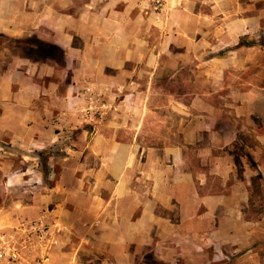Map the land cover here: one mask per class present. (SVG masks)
Returning <instances> with one entry per match:
<instances>
[{
    "label": "rangeland",
    "instance_id": "obj_1",
    "mask_svg": "<svg viewBox=\"0 0 264 264\" xmlns=\"http://www.w3.org/2000/svg\"><path fill=\"white\" fill-rule=\"evenodd\" d=\"M135 2L149 31L134 0H0V26L19 33L0 31V210L65 209L47 249L27 240L33 263L264 264V0ZM118 25L156 68L96 63L104 46L126 57L110 51ZM116 143L135 150L138 196H110Z\"/></svg>",
    "mask_w": 264,
    "mask_h": 264
},
{
    "label": "crops",
    "instance_id": "obj_2",
    "mask_svg": "<svg viewBox=\"0 0 264 264\" xmlns=\"http://www.w3.org/2000/svg\"><path fill=\"white\" fill-rule=\"evenodd\" d=\"M133 5H134L135 10L137 7L139 13L141 12L140 14H138L135 20V23L137 22V20L142 25L145 22L143 27L146 31H149L151 28L150 23L152 22L153 18L150 16V18L147 17L148 19L144 20L142 18L143 16L142 14H144V12L141 11V8H138L139 5L135 2V0H134ZM167 15H169L167 26L173 27L172 21L178 22L176 24L177 26L175 24L174 26L178 27V29H176L177 32H181L180 29L183 28L180 22V18L182 16L181 12L174 11L173 9L167 12ZM167 15H166V18H167ZM122 27L123 26L121 27H119V25L117 26L115 37H114L115 43L113 44L114 48L113 50L110 49V51H112L113 53H116V55L126 54V57L120 59V61L118 62L116 61L112 62L113 60H108L106 58L107 49L110 47L104 46V48H100L97 51V54L100 53V57L97 59L96 63H99V65L101 63L102 67H112L115 69L125 68L128 62H132L135 64L142 63L145 65L146 68H156L157 67V56H156L157 50H155L154 48H150L145 37L144 39H142L143 42L140 41V39H138V42H133L131 39V35H130V40H127V36H128L127 33H123L124 36L121 33ZM0 31L7 35H11V36L19 35V33L16 31L11 32L12 30L10 27H8V24H7V27H5V24L0 26ZM139 37L141 38V36ZM123 39H125V41H123ZM119 40L123 41L124 43L122 44L117 43V41ZM56 42L58 43V38ZM140 42L143 43V47L141 46L142 48L140 49V52H142L143 55H142V58L139 60V59L133 58L132 55H134V53L137 52L136 47H134V44L135 46L137 43L141 45ZM66 54L67 56L69 55L68 52ZM135 66L138 67V65H135ZM27 126L31 131H34V132L36 131L34 128H32L33 127L32 125L28 124ZM40 127H42L41 123H40ZM20 141L21 140L19 139H14L12 143H17L18 145H21L22 143ZM36 142L37 141L34 142V145H36ZM115 147L117 149V152L113 156H108V157L105 156V158L104 157L102 158L103 160H106L105 162L106 165L110 166L109 168H105V173L110 175L112 180H114L115 182V188L111 190L110 196L113 199L117 198L119 200L124 199L126 197L138 196V192L134 190L132 187V184H133L132 170L137 169V166H138V158L135 156V150L132 148V145H127V144H122V143H116ZM114 164L120 165L121 167L112 168ZM64 210L65 209L63 208L61 204H57L54 208L50 209V207L48 206H40L37 203L31 207L18 208L14 211L13 214H9V213L7 214L3 212L2 210H0V239L3 235H10V234L17 233L15 232V228L19 229V225L21 226L24 223H31L33 221L32 220L33 218H37V220L42 222L46 227L48 223L47 220L49 221V219L52 222H62ZM58 216H60L61 218H59ZM132 222L133 221L130 219V223ZM56 252L57 251H53V253L51 254V260L53 261L52 263L61 264L60 260H62V258H60L59 257L60 255L58 254V252L57 253ZM68 258H69V261L67 260V262H65L66 264H78L77 258L75 255L74 256L71 255Z\"/></svg>",
    "mask_w": 264,
    "mask_h": 264
},
{
    "label": "built area",
    "instance_id": "obj_3",
    "mask_svg": "<svg viewBox=\"0 0 264 264\" xmlns=\"http://www.w3.org/2000/svg\"><path fill=\"white\" fill-rule=\"evenodd\" d=\"M143 5L153 12L161 13L165 11L170 0H139ZM48 230L40 221L22 224L17 233L3 235L0 239V264H38L33 263L34 249L28 247L27 240L37 237L40 240L47 241L46 249L49 247L50 240L48 238ZM25 237V242L20 244V236ZM30 236V237H29ZM54 243V241H53ZM52 243V244H53ZM48 259L44 260L45 264Z\"/></svg>",
    "mask_w": 264,
    "mask_h": 264
},
{
    "label": "trees",
    "instance_id": "obj_4",
    "mask_svg": "<svg viewBox=\"0 0 264 264\" xmlns=\"http://www.w3.org/2000/svg\"><path fill=\"white\" fill-rule=\"evenodd\" d=\"M18 42L20 45H23L24 49H26V47H29L27 46L28 42L26 43V41L18 40ZM32 49L37 50L38 53H42L43 55H49V57H54V58H49V59L57 60L60 63L64 62L65 51L57 47L56 45H46V44L38 42L30 50ZM52 52L54 53V55H50Z\"/></svg>",
    "mask_w": 264,
    "mask_h": 264
}]
</instances>
